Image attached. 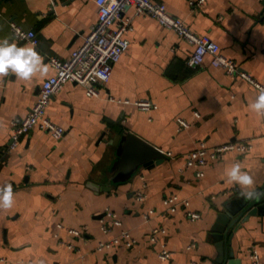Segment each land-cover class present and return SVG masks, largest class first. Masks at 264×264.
Masks as SVG:
<instances>
[{
    "label": "crops",
    "instance_id": "0c3cea01",
    "mask_svg": "<svg viewBox=\"0 0 264 264\" xmlns=\"http://www.w3.org/2000/svg\"><path fill=\"white\" fill-rule=\"evenodd\" d=\"M153 1L165 4L197 35L209 36L264 86V0ZM123 19L132 23L126 34L130 45L109 82L99 86V96L67 82L51 99L47 117L66 129L65 136L57 140L35 128L11 149L13 122L27 116L44 82L56 73L50 59L67 60L82 46L98 21V6L94 0L0 2V39L35 48L48 67L46 76L37 73L27 81L11 71L0 74V186L10 183L14 193L12 208L0 209V264H166L159 258L163 245L173 264H213L218 217L244 198L225 169L240 162L253 177L252 187L259 192L263 186L264 115L249 107L260 91L214 67L210 57L201 67H190L194 46L157 19L136 16L134 8ZM12 23L34 31L39 44L16 40ZM141 101L155 108L143 110ZM181 120L190 127H182ZM130 135L163 156L146 165ZM244 141L251 150L230 152L205 168H185L187 154L200 142L214 147ZM171 195L187 200L201 218L190 220L181 206L168 213L164 199ZM107 209L122 223L110 233L101 229ZM240 226L227 252L251 264L256 250L264 264V214ZM155 228L165 230L156 244L150 240ZM120 230L129 231L137 245L96 250Z\"/></svg>",
    "mask_w": 264,
    "mask_h": 264
},
{
    "label": "built area",
    "instance_id": "2783aa9c",
    "mask_svg": "<svg viewBox=\"0 0 264 264\" xmlns=\"http://www.w3.org/2000/svg\"><path fill=\"white\" fill-rule=\"evenodd\" d=\"M94 1L98 6V21L85 37L82 46L74 50L67 60L50 59V64L56 73L44 82L37 101L27 116L13 122L11 149L17 146L21 136L30 133L35 128L47 131L57 140L65 136L66 129L55 124L47 117V109L51 99L67 82H74L84 87L89 96H99V86L109 82L114 65L120 61L129 48L130 44L126 34L132 30V23L123 19L124 12L129 8H134L136 16L148 15L157 19L163 26L174 30L180 37L191 43L194 46V51L188 60L190 67H201L206 58L210 57L214 67H222L233 78H243L252 83L259 91L264 90L263 85L256 82L235 62L221 53L219 44L207 35L201 36L194 33L183 20L171 15L165 4L154 2L153 0ZM205 1L198 0L196 5H202ZM191 4H194V2H191ZM11 27L16 40L31 42L33 45L39 44V39L34 31H25L15 23H12ZM137 105L143 110L155 108V105L149 101L137 102ZM196 117L199 118L200 116L196 114ZM180 124L184 128L190 127V124L183 120H181ZM251 149L252 145L249 141L222 144L214 147H209L204 142H200L194 150L187 154L185 168H205L212 162L222 160L230 152L245 153ZM168 156H171V154L169 153ZM197 176L203 177V170L197 171ZM164 205L168 213L176 212L178 207L181 206L187 209V217L190 220L196 221L201 218L200 213L188 209L190 203L187 200H180L176 195L166 196ZM152 214L153 212H150L149 215ZM101 224V229L104 233H110L114 226L119 227L122 225L117 215L110 209L106 210L105 218L101 220ZM70 233L77 237H83L82 232L78 230H70ZM163 233H165V230L162 228L153 229L150 234L151 242L156 244L158 236ZM137 243V239L129 231L120 230L110 240L99 242L96 250L102 252L114 248L131 249ZM159 258L166 264H173L172 252L164 245L159 251ZM250 260L251 264H259V256L256 250L251 251Z\"/></svg>",
    "mask_w": 264,
    "mask_h": 264
},
{
    "label": "clouds",
    "instance_id": "9594fccd",
    "mask_svg": "<svg viewBox=\"0 0 264 264\" xmlns=\"http://www.w3.org/2000/svg\"><path fill=\"white\" fill-rule=\"evenodd\" d=\"M11 71L18 79L30 80L39 73L46 76L47 65L42 63L40 54L33 47L18 45L10 42L8 38L0 39V74ZM249 107L260 115H264V90H261ZM226 177L238 184L241 188L240 195L245 199L260 195L253 188L254 180L249 172L242 170L240 162L233 163L225 169ZM14 193L10 183L0 186V209H10L13 206Z\"/></svg>",
    "mask_w": 264,
    "mask_h": 264
},
{
    "label": "water",
    "instance_id": "95a60500",
    "mask_svg": "<svg viewBox=\"0 0 264 264\" xmlns=\"http://www.w3.org/2000/svg\"><path fill=\"white\" fill-rule=\"evenodd\" d=\"M121 137V136H119ZM138 144L139 148L142 149L141 156L146 165L153 163L152 160L156 157L163 156L162 152L145 142L144 140L136 136H128V139ZM260 195L245 199L242 198L238 203L233 206L235 208H228V213H221L218 217V225L214 228L215 244L218 251V257L215 259L213 264H241V260L235 257L234 251L230 250L227 252L226 245L230 243L233 235L237 232V229L241 227V223H245L250 217L264 214V184L259 190Z\"/></svg>",
    "mask_w": 264,
    "mask_h": 264
}]
</instances>
